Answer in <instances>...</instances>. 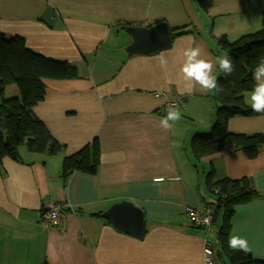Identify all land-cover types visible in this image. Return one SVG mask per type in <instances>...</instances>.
<instances>
[{
  "label": "crops",
  "instance_id": "0c3cea01",
  "mask_svg": "<svg viewBox=\"0 0 264 264\" xmlns=\"http://www.w3.org/2000/svg\"><path fill=\"white\" fill-rule=\"evenodd\" d=\"M263 11L264 0H212L208 13L197 0H0V34L21 37L30 51L78 69L73 79L44 80L46 94L34 107L64 149L49 155L22 145V161L2 160L0 264H202L213 225L195 227L186 209L213 204L206 186L212 166L216 181L250 178L262 193L236 206L229 237H245L253 258L264 260V145L254 158L229 145L196 159L191 140L213 127L217 102L207 92H178L183 51L195 46L193 38L215 58L217 31L230 41L257 32ZM160 21L187 30L168 48L134 50L132 30ZM13 85L5 96L8 89L11 97L19 95ZM170 103L182 118L165 130L160 120ZM228 131L264 132V114L234 116ZM94 138L101 150L98 173L75 171L64 181L65 156ZM49 201L71 206L60 227L41 219ZM123 201L142 209L141 237L105 217Z\"/></svg>",
  "mask_w": 264,
  "mask_h": 264
},
{
  "label": "trees",
  "instance_id": "16d2710c",
  "mask_svg": "<svg viewBox=\"0 0 264 264\" xmlns=\"http://www.w3.org/2000/svg\"><path fill=\"white\" fill-rule=\"evenodd\" d=\"M203 13H208L212 0H197ZM165 23L163 21L156 24ZM187 28L170 29L172 39L182 35ZM215 40V52L219 56L228 55L235 66L230 76L221 70L217 82L223 91L213 94L217 102L216 121L207 131L198 133L191 140V151L196 159L213 155L232 145L241 149L249 158L258 154L264 145V132L236 134L228 131V120L234 116H256L245 102V94L251 92L255 81L253 69L264 58V11L262 28L230 41L226 35ZM78 69L69 62H59L30 51L21 37H8L0 34V175L4 173L2 160L5 157L22 161L20 147L26 146L29 152L56 155L64 149L35 113L34 107L44 99L46 79H73ZM14 84L19 95L6 97L7 85ZM100 142L98 138L79 152L65 156L62 165V178L67 181L75 171L97 174L100 167ZM207 191L214 198L215 212L212 225L221 217L216 243V257L220 264H264V260L253 258L252 253L233 251L228 247L231 231V218L237 205L245 204L262 196L250 178L241 180H215L212 166L206 178ZM224 256L225 260L220 259Z\"/></svg>",
  "mask_w": 264,
  "mask_h": 264
},
{
  "label": "clouds",
  "instance_id": "9594fccd",
  "mask_svg": "<svg viewBox=\"0 0 264 264\" xmlns=\"http://www.w3.org/2000/svg\"><path fill=\"white\" fill-rule=\"evenodd\" d=\"M219 38L222 33H215ZM191 44L183 51V62L180 72L183 76L184 86L178 88L181 95L192 94L196 91L215 94L222 92L223 88L217 82V76L214 74V67L218 65L219 69L225 76H230L235 71L232 59L228 55L217 56L213 58L209 53L205 52L203 47L196 43L195 39L191 40ZM162 68H166L168 60L164 53L158 57ZM254 87L251 90L248 101L254 112L264 113V58L253 69ZM181 112L175 106H169L166 109V115L160 120V126L165 130H171L174 125L181 120ZM163 177H158L157 181H162ZM228 247L233 251H242L245 254L252 251L248 240L240 235H230L228 239ZM206 257L212 255L211 251L205 249ZM210 264V262H206Z\"/></svg>",
  "mask_w": 264,
  "mask_h": 264
},
{
  "label": "water",
  "instance_id": "95a60500",
  "mask_svg": "<svg viewBox=\"0 0 264 264\" xmlns=\"http://www.w3.org/2000/svg\"><path fill=\"white\" fill-rule=\"evenodd\" d=\"M132 31L136 38L134 50L138 52L150 53L172 45L173 39L166 23L157 24L151 28H136ZM124 212H127L126 215ZM104 215L122 231L136 237L143 235L144 214L142 209L133 202L123 201L114 204ZM125 216L128 219H123Z\"/></svg>",
  "mask_w": 264,
  "mask_h": 264
},
{
  "label": "built area",
  "instance_id": "2783aa9c",
  "mask_svg": "<svg viewBox=\"0 0 264 264\" xmlns=\"http://www.w3.org/2000/svg\"><path fill=\"white\" fill-rule=\"evenodd\" d=\"M171 106H176L173 103H170ZM71 208L69 204H64L58 201H49L46 202L42 208L41 219L46 226L49 227H60L63 223L66 209ZM215 208L213 205H207L203 209L197 207L189 206L186 209V215L188 216L190 222L195 227H209L212 225L213 215ZM216 245L212 241L205 240L203 247V263L210 262V264H218L216 260ZM205 249L211 251L212 255L206 257Z\"/></svg>",
  "mask_w": 264,
  "mask_h": 264
},
{
  "label": "rangeland",
  "instance_id": "374dc122",
  "mask_svg": "<svg viewBox=\"0 0 264 264\" xmlns=\"http://www.w3.org/2000/svg\"><path fill=\"white\" fill-rule=\"evenodd\" d=\"M14 86V85H13ZM13 91H12V89H8L7 90V93H6V97H11V96H13V93H12ZM209 131V130H208ZM22 148H24L25 149V147L24 146H22ZM221 217H219L218 218V220H217V222H216V224H214L213 225V227H212V236H211V240L210 241H212L213 243L214 242H216V240H217V233H218V230H219V227L221 226ZM217 258V257H216ZM220 259H222V260H225V258H224V256L222 255L221 256V258Z\"/></svg>",
  "mask_w": 264,
  "mask_h": 264
}]
</instances>
